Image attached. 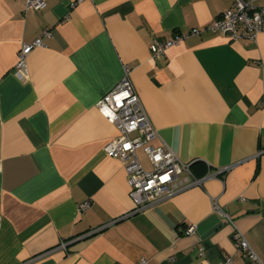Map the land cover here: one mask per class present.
Wrapping results in <instances>:
<instances>
[{
  "label": "crops",
  "instance_id": "1",
  "mask_svg": "<svg viewBox=\"0 0 264 264\" xmlns=\"http://www.w3.org/2000/svg\"><path fill=\"white\" fill-rule=\"evenodd\" d=\"M43 2L0 0V264H248L213 200L264 258V31L255 42L202 32L154 61V40L207 25L231 0ZM36 38L20 80L17 53ZM125 65L151 144L206 176L133 214L124 167L103 150L117 129L96 107Z\"/></svg>",
  "mask_w": 264,
  "mask_h": 264
},
{
  "label": "built area",
  "instance_id": "2",
  "mask_svg": "<svg viewBox=\"0 0 264 264\" xmlns=\"http://www.w3.org/2000/svg\"><path fill=\"white\" fill-rule=\"evenodd\" d=\"M82 1L84 0H75L74 4ZM255 1L231 0V7L222 11L207 25L175 33L165 41L154 40L150 46L151 59L154 61L162 59L167 48L202 32L221 34L232 41L246 39L255 42L259 33L264 31V5H259ZM43 5V0H25L24 11L38 10ZM42 35H49V32L43 31ZM41 45V38L21 45L13 70L18 79L28 78L27 56L34 47ZM129 71V66L125 65L120 81L101 96L96 107L100 114L117 129V136L109 141L103 150L106 156L118 159L124 167L129 184V195L135 204L129 214H133L167 200L187 188L201 186L206 176L196 177L191 169L192 163L179 159L168 145L153 146L151 144L158 136L157 130L143 109L130 81ZM139 149L148 158L152 166L150 170L142 166L137 153ZM90 205V200H85L79 204L78 210L84 212L90 208ZM212 208L232 225L231 239L247 259L248 264H264V258L253 251L244 235L229 215L219 207L216 200L212 201ZM195 232V224H189L185 234L194 235ZM65 246L66 243H61L59 248L64 249ZM40 256L20 264H39L37 261ZM225 261L229 264L231 260L226 258ZM135 264H146V260L142 258Z\"/></svg>",
  "mask_w": 264,
  "mask_h": 264
}]
</instances>
